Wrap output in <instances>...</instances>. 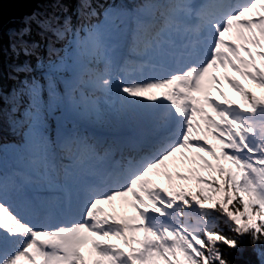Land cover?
I'll list each match as a JSON object with an SVG mask.
<instances>
[{
  "label": "snow or ice",
  "instance_id": "6c2138e0",
  "mask_svg": "<svg viewBox=\"0 0 264 264\" xmlns=\"http://www.w3.org/2000/svg\"><path fill=\"white\" fill-rule=\"evenodd\" d=\"M249 245L264 264V0L0 15V264H235Z\"/></svg>",
  "mask_w": 264,
  "mask_h": 264
},
{
  "label": "water",
  "instance_id": "95a60500",
  "mask_svg": "<svg viewBox=\"0 0 264 264\" xmlns=\"http://www.w3.org/2000/svg\"><path fill=\"white\" fill-rule=\"evenodd\" d=\"M41 0H0V15L5 24L12 18L33 11Z\"/></svg>",
  "mask_w": 264,
  "mask_h": 264
},
{
  "label": "trees",
  "instance_id": "16d2710c",
  "mask_svg": "<svg viewBox=\"0 0 264 264\" xmlns=\"http://www.w3.org/2000/svg\"><path fill=\"white\" fill-rule=\"evenodd\" d=\"M233 259L235 264H259V258L251 245L247 246L245 252L236 254Z\"/></svg>",
  "mask_w": 264,
  "mask_h": 264
},
{
  "label": "rangeland",
  "instance_id": "374dc122",
  "mask_svg": "<svg viewBox=\"0 0 264 264\" xmlns=\"http://www.w3.org/2000/svg\"><path fill=\"white\" fill-rule=\"evenodd\" d=\"M236 79H240L241 80V78L240 77H238V75H233ZM248 82V81H247ZM249 83V82H248ZM224 88H226V89H229L230 90V92H232V99L233 100H236V101H240L241 99H239V98H241L240 96H239V93L236 95L235 94V91L227 84V83H224ZM213 95L215 96L216 95V93L215 92H213ZM211 157H208V159H210ZM216 164V163H215ZM181 171H185V172H187V168H184V169H180ZM172 171H173V175H175V172H176V170L175 169H172Z\"/></svg>",
  "mask_w": 264,
  "mask_h": 264
}]
</instances>
